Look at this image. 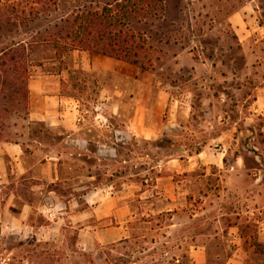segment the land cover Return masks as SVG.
Masks as SVG:
<instances>
[{
	"label": "crops",
	"instance_id": "1",
	"mask_svg": "<svg viewBox=\"0 0 264 264\" xmlns=\"http://www.w3.org/2000/svg\"><path fill=\"white\" fill-rule=\"evenodd\" d=\"M262 12L260 1L252 0L251 7L243 8L235 17L242 46L251 47L250 53L245 51L252 83L249 90L244 85L240 89L246 96L236 104L231 127L208 140L222 144L212 152L210 145L199 143L200 148L192 153L180 145L166 156L165 148L159 146L162 155L156 164L136 174L131 171L133 142L168 139L176 144L195 134L189 129L195 113L189 89L185 91L177 82H162L158 71H143L122 60L80 50L73 54L75 66L100 76L93 83L95 98L88 104L80 97V87L68 91L70 87L64 83L70 80L65 71L31 76L28 123L42 124L45 131H39L30 142L0 140V238L9 242L32 234L45 241L59 239L68 220L70 225L80 226L78 244L82 250L130 240L131 224L138 217L143 223H152L164 212L182 210L188 200L181 198L183 185L176 177L193 176L195 160L200 159L221 165L223 195L216 201L207 193V216L193 214L187 218L207 222V230L189 233V240L182 238L181 232L179 242L164 248V255L172 254L174 264H221L212 262L211 246L217 242V257L223 255V264H244L241 255L245 247L239 244L234 255L230 247L222 252L219 241L225 246L233 238L244 239L241 225L253 219L254 211L264 209L262 170L256 172L246 164L244 151L264 159V85L259 84L257 72L264 62V27L257 21ZM210 113L207 109V115ZM223 116L221 122L230 118ZM185 157L193 162L190 167L184 166ZM229 160L233 163L228 165ZM140 175L143 178H138ZM68 185L73 193L66 200L60 190ZM255 190L253 206L245 216L241 198ZM136 196L144 204L140 212L135 209ZM217 206H221L219 212L211 215L209 211ZM228 217L231 222L225 224ZM255 221L261 223L264 239V219ZM5 230L10 231L6 237Z\"/></svg>",
	"mask_w": 264,
	"mask_h": 264
},
{
	"label": "rangeland",
	"instance_id": "2",
	"mask_svg": "<svg viewBox=\"0 0 264 264\" xmlns=\"http://www.w3.org/2000/svg\"><path fill=\"white\" fill-rule=\"evenodd\" d=\"M123 1L61 0L57 8L44 14L31 27H20L12 32L6 30L0 32V48L21 40H39V43H35L31 50V76L44 72L65 71L71 77H67L70 80L69 83H64L70 87L68 91L72 92L73 86L80 87L78 89H81L83 93L80 97H83V102L88 104L95 98L96 89H93V83L97 82L100 76L75 66L73 54L77 50H66L63 45L60 47V44L54 41L49 43L40 41L46 36H60L58 31L64 25L62 20L73 17L78 10H102L108 6L121 15L119 3ZM135 1L134 15L124 18L123 23L113 29L128 28L142 35L146 39L145 43L142 42L145 46L144 61L150 65L147 71H158L162 82H177L185 91L188 89L191 91L195 113L189 129L195 134L185 142L176 144L168 139L150 143L133 142L132 150L135 151L131 162L133 174L141 172L149 164L151 166L156 164L162 155L157 148L159 146L165 148L164 156L180 145H186L191 153L200 148L199 143L210 145L213 150L220 146L222 143L218 140L211 142L208 140L219 135L227 126L231 127V123L235 121L236 104L239 100L244 101L242 97L246 96L240 89L244 85L249 90L252 83L251 63L247 56L251 47L245 49L242 46L240 35L237 34L234 26L237 14L243 8H250L252 0H163V9L160 0H155L153 2L157 3V6L152 15H148L145 11L146 0ZM259 1L263 12L259 14L257 21L264 27V0ZM56 24L59 26L56 27ZM262 38L264 45V37ZM262 51L264 53V46ZM260 66L261 69L257 72L260 77L259 84L262 86L264 85V62ZM207 109L211 112L208 115ZM223 115L230 116L229 120L221 122L225 120ZM209 122L211 126H207ZM39 131L42 133L45 131L43 125L28 123V112L25 111L16 112L5 120L0 119V140L30 142L29 139H33ZM230 140H233L232 136ZM263 140L264 136L261 137L262 142ZM244 151L247 157L246 164L253 170L257 169L256 172L261 169L260 174L263 175L264 182V159L256 158L245 149ZM147 153L151 155L149 159L145 157ZM184 159V166L190 167L193 162H187L186 157ZM195 163L197 171L193 176L176 177V180L181 181L183 185L181 198L184 201L188 200V203L180 212L177 210L170 213L164 212L154 217L152 223H143L138 217L131 224L133 237L130 240L107 246L97 245L92 250L87 248L82 250L81 245L78 244L80 226L77 223L70 225V221L67 220L63 224V235L59 239L45 241L38 236L33 237L32 234L22 240L11 238L9 242L0 238V264H174L172 254L164 255V248L179 242L178 234L181 232L184 234L182 238L187 237L186 239L189 240L191 238L189 233L206 231L207 222H190L187 218L193 214L207 216V193L216 201L223 195L225 178L223 172H220L221 165L217 162L204 163L200 159L195 160ZM230 163H233V160H229L228 165ZM208 168L211 169L209 175H207ZM143 176L140 175L138 178ZM134 177L136 178L137 175ZM147 177L150 178L149 175ZM149 182L152 181L149 180ZM60 193L68 200L73 193V187L68 185V188L61 189ZM255 193H257L256 190L247 191L241 198L245 216L249 215L247 211L250 206H253L251 199ZM77 194L79 195V192ZM133 200L135 209L139 208L140 212L144 204H141L138 196ZM220 207L212 208L209 211L210 214L218 213ZM146 211L147 209L144 212ZM254 212L253 219L241 225L240 233L242 232L244 239L242 237L236 241L233 238L228 240V245L226 243L225 246L223 240H218L222 252L224 248L228 252L230 247L234 249L235 255L239 244L245 247L241 255L245 260L244 264H264L261 223L255 221V219H264V209ZM230 222L231 218L225 224ZM102 225H104L103 222L100 223V227ZM8 233L10 231L5 230L4 236L6 237ZM203 240L207 243L206 237ZM250 242L251 245H249ZM216 243L212 242L211 246L212 262L221 261L223 264V255L221 259L217 257L220 249L215 247ZM238 258L241 257L238 256Z\"/></svg>",
	"mask_w": 264,
	"mask_h": 264
},
{
	"label": "trees",
	"instance_id": "3",
	"mask_svg": "<svg viewBox=\"0 0 264 264\" xmlns=\"http://www.w3.org/2000/svg\"><path fill=\"white\" fill-rule=\"evenodd\" d=\"M60 1L0 0V32L5 30L12 32L20 27H31L44 14L57 8ZM153 1L155 0H146L144 4L148 15L155 13L153 10L157 3ZM160 3L162 6L163 0H160ZM119 6L122 10L121 15L108 6L102 10H78L73 17L62 20L64 25L58 31L60 36H46L40 42L54 41L60 44V47L63 45L66 50L99 53L147 71L150 65L144 61L143 43L146 39L132 29L123 27L113 29L123 23L124 18L134 15L136 1L124 0L119 3ZM35 43H39V40H21L0 48V119L2 120L16 112H28L30 56Z\"/></svg>",
	"mask_w": 264,
	"mask_h": 264
}]
</instances>
